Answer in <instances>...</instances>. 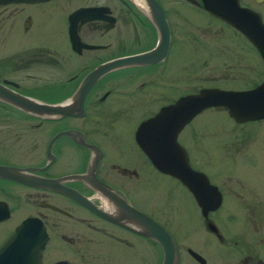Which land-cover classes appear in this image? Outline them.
I'll return each mask as SVG.
<instances>
[{"label":"flooded vegetation","instance_id":"af4514ba","mask_svg":"<svg viewBox=\"0 0 264 264\" xmlns=\"http://www.w3.org/2000/svg\"><path fill=\"white\" fill-rule=\"evenodd\" d=\"M237 6L258 12L264 24V0L0 1V165L47 180L37 186L0 176V264H161V245L131 221L130 208L169 234L178 264H264L257 216L241 217L243 184L230 182L236 175L225 176V165L213 164L221 172L213 176L194 163L199 128L209 117L201 114L226 108L201 110L178 130L176 144L139 130L182 96L206 87L242 90L262 80L246 88L220 87L210 78L194 83L203 55L214 66L230 55L224 69L240 65L242 40L260 58L239 30L213 13ZM121 58L132 60L95 73ZM8 93L64 109L40 117ZM213 134L226 139L220 126ZM180 149L219 193L218 206L205 213L149 157L158 153L178 164ZM152 177L163 194L147 193ZM206 201H215L213 192ZM227 203H234L238 219L224 209ZM184 223L191 228L182 230ZM188 229L195 243L175 235Z\"/></svg>","mask_w":264,"mask_h":264},{"label":"water","instance_id":"95a60500","mask_svg":"<svg viewBox=\"0 0 264 264\" xmlns=\"http://www.w3.org/2000/svg\"><path fill=\"white\" fill-rule=\"evenodd\" d=\"M0 1L6 2L8 0ZM213 13L239 30L256 47L264 64V24L259 13L239 6L235 10H218L213 11ZM129 60H132V58L117 59L100 66L95 73L127 63ZM7 95L8 100L16 106L40 117L47 114H60L64 109L59 105H48L25 99L13 93ZM211 106H225L228 115L236 122L264 119V78L258 85L249 89L231 90L211 87L202 88L197 93L182 96L172 106L162 108L153 117L144 121L139 126V130H150L152 136L157 140L170 139L176 144L175 137L178 130L196 113ZM181 149L177 157L178 164L175 161H165L164 157L158 153L149 154V157L156 167L177 177L193 194L196 203L201 207L202 213H205L208 208L217 206V202H219L218 191L215 192L214 189L216 188L208 183L204 174L189 167L185 154ZM0 176L37 186H46L47 184V180L44 178L29 175L23 169L6 165H0ZM211 192L214 193L215 201L209 206L206 196L210 195ZM130 212L131 221L136 226L146 230L147 234L156 238L161 245L163 252L161 264H178L177 246L169 234L135 209L130 208ZM195 255L197 254L195 253Z\"/></svg>","mask_w":264,"mask_h":264},{"label":"rangeland","instance_id":"374dc122","mask_svg":"<svg viewBox=\"0 0 264 264\" xmlns=\"http://www.w3.org/2000/svg\"><path fill=\"white\" fill-rule=\"evenodd\" d=\"M242 43L244 48L241 56L242 62L239 61L238 63L240 65L236 67L235 65H237V62L234 66L228 65L227 69H224V63H230V55L227 57L225 62L218 61L216 66H214L213 63L208 60L207 55H203L200 58L203 61H200L199 67H197L196 71H194V75L192 76L194 78L193 80L195 85L201 84V82L209 83V81H206V79L210 78L213 80V84L220 85V87L246 88L252 86L255 84V82L260 80L264 74L261 59L259 56L258 59L255 57L253 49L251 52L247 49L248 47L251 48V46L248 45L247 47L244 40H242ZM246 55H248V57ZM250 55H253V60L250 59ZM181 72L182 71L180 67V74ZM210 83H212V81ZM204 115L209 117L206 118V121L199 128V145L201 152L200 155H194V163L197 166H201L206 169L213 176L221 174V172L218 173L213 171V164L225 165L226 170H230L223 173L225 176L234 174L236 177H238H230L229 179L234 185H238L236 180H238L240 184H243L241 188H243L242 192L245 201L241 205V217L251 221L252 212L256 214L258 220L259 236L263 238L262 242H264V189L262 191L259 190L260 186L258 183V181H261V183L264 184V175L263 177H257L256 172L249 171L252 169L253 171H255L254 169H259L260 172L258 173L264 174V119L236 123L228 116L227 111L224 109H216V111L207 110L201 114V117ZM210 116H214L219 120L220 129L226 134V139L218 134H213L214 131L219 129V126L212 125L214 120ZM221 144L224 145V149L222 148ZM19 160H22L20 162H25V158L23 157H20ZM235 165H238L239 168L233 167ZM155 181H157L155 177H152L146 187L148 190L147 193L157 195L159 190L163 194V189L154 187L153 183ZM177 194L179 195L178 192ZM135 203L138 206H142L144 200L138 198ZM233 204L234 203L225 204L224 209L229 210L232 214L234 213V219H238L239 212L233 207L235 206ZM236 207L238 208V204ZM194 209L195 207L190 205V211L192 213H195ZM192 216L195 217L194 215ZM181 217L182 219L186 218L183 213L180 214V218ZM196 223L197 222H195V224ZM189 224L184 223V228L182 227V230L191 228ZM246 227L249 228V222H247L246 226L244 227L245 232H248ZM183 233H185V235H183ZM193 233L194 232L191 229H188L186 232L181 230L175 231V235L180 240L183 238L185 242L189 243L196 242V236H194ZM243 237H245L244 234ZM184 264L186 263L184 262Z\"/></svg>","mask_w":264,"mask_h":264}]
</instances>
